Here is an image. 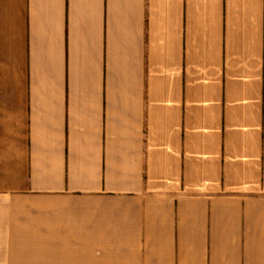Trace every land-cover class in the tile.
<instances>
[{
  "label": "crops",
  "instance_id": "0c3cea01",
  "mask_svg": "<svg viewBox=\"0 0 264 264\" xmlns=\"http://www.w3.org/2000/svg\"><path fill=\"white\" fill-rule=\"evenodd\" d=\"M0 264H264V0H0Z\"/></svg>",
  "mask_w": 264,
  "mask_h": 264
}]
</instances>
